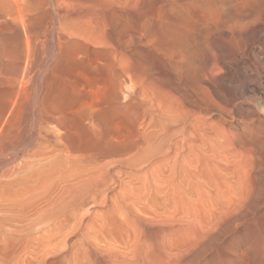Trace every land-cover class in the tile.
Instances as JSON below:
<instances>
[{
  "label": "rangeland",
  "instance_id": "1",
  "mask_svg": "<svg viewBox=\"0 0 264 264\" xmlns=\"http://www.w3.org/2000/svg\"><path fill=\"white\" fill-rule=\"evenodd\" d=\"M262 1L0 0V264H264Z\"/></svg>",
  "mask_w": 264,
  "mask_h": 264
},
{
  "label": "bare ground",
  "instance_id": "2",
  "mask_svg": "<svg viewBox=\"0 0 264 264\" xmlns=\"http://www.w3.org/2000/svg\"><path fill=\"white\" fill-rule=\"evenodd\" d=\"M254 6H255V4H253ZM252 7V6H251ZM250 7V8H251ZM254 8V7H253ZM252 8V9H253ZM245 10H247V9H245ZM245 10L244 9H242V11H243V13L245 12ZM255 11H256V15L257 16H259L260 17V19H263L264 20V0L262 1V2H260V4H258V6L256 5L255 6V9H254ZM247 12H245L244 14H246ZM253 13V12H252ZM249 14H251V13H249ZM259 14V15H258ZM243 16H245V15H243ZM246 17V16H245ZM257 19V18H256ZM255 20V19H254ZM262 21V20H261ZM263 22V21H262ZM264 32V31H263ZM26 51V50H25ZM23 52V51H22ZM21 54V53H20ZM28 56V55H27ZM56 120L59 122V123H61L60 121L61 120H63V116H61V117H57L56 118ZM67 120V119H66ZM65 120V121H66ZM70 120V119H69ZM69 120H67V121H69ZM73 120V119H72ZM64 121V120H63ZM66 121V122H67ZM57 122V123H58ZM42 123H44V121L42 122ZM46 123V122H45ZM58 123V124H59ZM68 123V122H67ZM70 123H71V120H70ZM78 123V122H77ZM62 125L64 124V122L63 123H61ZM66 124V123H65ZM69 124V123H68ZM72 124V123H71ZM74 124V123H73ZM76 124V123H75ZM67 125V124H66ZM69 126V125H68ZM70 126H73V125H70ZM44 127V126H43ZM62 127V126H61ZM65 127H63V129H64ZM66 128H68V127H66ZM74 129H75V127H74ZM73 128H71V129H66L65 130V132L63 133H61V134H52L51 132H46L45 133V129H44V131H41V133L42 132H44L43 134H44V136H42V137H46V136H49V137H53V140H56V142L60 145V146H64V147H66V148H70L71 147V138L73 139V136L72 135H75V134H73V133H71L70 131H75ZM80 132V131H79ZM96 133V132H95ZM78 135V134H77ZM76 136V135H75ZM90 136V135H89ZM103 137V136H102ZM48 138V137H47ZM77 139H78V137H77ZM91 140V139H90ZM93 140V139H92ZM98 142V141H97ZM73 143V142H72ZM68 144H70V146H68ZM113 144V143H112ZM110 146V145H109ZM72 147H73V145H72ZM110 148V147H109ZM115 148V147H114ZM112 149V148H111Z\"/></svg>",
  "mask_w": 264,
  "mask_h": 264
}]
</instances>
